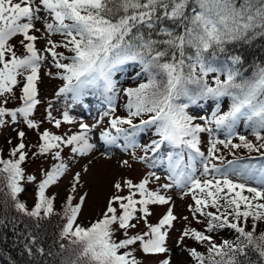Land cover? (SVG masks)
<instances>
[{
	"label": "snow or ice",
	"instance_id": "6c2138e0",
	"mask_svg": "<svg viewBox=\"0 0 264 264\" xmlns=\"http://www.w3.org/2000/svg\"><path fill=\"white\" fill-rule=\"evenodd\" d=\"M258 39H264V0H0V128L7 127L9 120L13 125L22 121L38 134L31 158L58 161L42 170L38 182L35 175H26L22 165L30 159L27 133L17 129L19 142L9 158L0 155V192L10 198L17 213L35 221L36 228L41 221L61 216L58 255H69L60 264H140L137 251L146 257H163L159 264H172L167 242L180 217L174 214L172 197L162 191L174 187L182 190L181 198L191 197L192 220L204 226L203 231L186 227L177 240V246L187 239L204 246L205 252L187 249L195 264H246L249 252H255L264 264V233L256 235L257 224L264 222V166L257 169L239 163L243 158L235 154L246 149L264 157V64L245 77L242 56L229 52V46L250 45ZM40 41L43 48L38 47ZM221 56L225 62L216 66ZM126 64L139 65L147 81L118 90L113 75ZM44 68V75L62 82L55 92L57 99L80 104L99 95L108 102L109 111L90 125L75 120L67 110L57 118L50 102L45 120L54 129L78 124L79 130L61 134L41 130L44 121L33 117L42 103L38 85ZM209 74H216L214 87L206 81ZM121 91L128 98L126 117L116 115L114 101ZM223 97L231 99L230 109L219 114L217 103L211 118L200 117L203 124L195 123L196 117L186 111L190 104L218 102ZM182 99L188 103H178ZM12 100L20 106L10 109ZM104 117L108 123L99 132L104 145L123 140L125 151L135 149L139 147L136 136L154 126L159 140L144 151L157 153L165 143L178 151L167 156L169 183L153 190L149 178L114 180L104 210L84 226L78 220L91 190L78 198L74 195L83 187L81 172L72 176L62 214L55 211L56 197L47 192L69 171L62 156L65 149L74 159L97 150L92 134ZM136 119L139 123H134ZM241 120L252 129L257 143L237 135ZM212 125L223 129L227 138L210 139L205 155L200 134L211 136ZM233 138L239 143H233ZM218 146L229 150L234 159L226 160ZM132 159H137L135 152ZM138 159L145 162L147 156ZM91 163L83 167L84 173L91 171ZM120 166L132 167L129 160ZM250 180L258 186H250ZM25 183H36L31 208L19 199ZM164 205H168L166 212L152 223V207ZM183 220L191 223L188 216ZM4 223L0 220V225ZM141 225L143 230L137 231ZM224 230L234 232L235 238L217 242L212 234ZM24 239L31 257L36 236L29 232ZM35 253L52 255L43 247H35Z\"/></svg>",
	"mask_w": 264,
	"mask_h": 264
},
{
	"label": "rangeland",
	"instance_id": "374dc122",
	"mask_svg": "<svg viewBox=\"0 0 264 264\" xmlns=\"http://www.w3.org/2000/svg\"><path fill=\"white\" fill-rule=\"evenodd\" d=\"M39 27V25H38ZM55 40H60L61 38L59 36L53 37ZM38 47L43 48L44 47V41L38 42ZM63 51V49H61ZM50 66V64H49ZM47 69L44 68L41 71L42 75V82L39 83V91H40V99L42 100V103L37 106V110L34 113V119L37 121H44V123L41 126V130L47 128L50 131H59L60 133L64 132H74L78 131V124L74 125H62V128L60 130L54 129L46 120L45 117L47 115L46 109H48V105L51 102L52 104V113L57 118H61V113L64 110H67L71 116L74 117L75 120L80 121L83 120L84 122L88 124H95L100 118L103 116V109H101V105L99 102H95V95L89 96L85 102L80 104H73L70 103L69 100H65L64 98L57 99L55 97V92L58 90L59 86H61V81L58 79L50 78L46 75H44V72ZM52 71L55 72L56 69L52 68ZM133 72H128L126 74V77L119 78L116 81L117 89H124L128 88L129 85V78L134 74ZM125 78V79H124ZM221 79H224L223 76L220 77ZM207 81L210 82V85H212V75L207 78ZM130 84V83H129ZM137 84H131L130 87H136ZM17 94L19 95V92L17 91ZM126 97H123V92H119L117 95L114 104L116 107V115L126 117L127 111L122 108V104L125 103ZM228 102L226 100H222L219 104V114H223L227 111L228 108ZM20 106V102L18 100H12L9 102L8 107L10 109H14L15 107ZM189 110H191V115L196 117V121L200 124H203V120L200 119V117L205 118H211L212 114L217 111V107L212 105L211 101H207L205 103L199 102L195 107H189ZM102 113V116H101ZM108 123V118L104 117L103 123L100 125V127L96 128L94 130V133L92 134V142L97 143V150H95L93 153L86 157L82 158H73L72 153L65 149L62 153L63 160L65 163L69 164V171L61 178L59 183L57 185H53L49 188L47 194L50 196H55V208L60 204L61 200H63V195L66 193L68 186L72 183V176L76 172H81L82 174V183L83 187L79 188L78 193L75 195L78 196L80 194H83L85 191L91 190V196L88 199L86 205L84 206L82 210V215L79 217L78 222H85V221H91L97 218L102 211L104 210L105 203L107 198L112 194L111 184L114 180L123 178H131L134 182H139L141 179L149 178L151 183L150 187L155 190L160 188L161 185L165 183H169L168 175L165 174V172L161 171V169H158V166H155L154 161L147 158L145 162H141L140 160H137L140 157V152L142 151V148L144 147L143 144L148 143L150 135L146 132L143 133V135H140L138 137V140H136V143L139 145V147L132 149L129 148L127 151L123 149L122 143H117V145H104L102 141H99V132L103 127H105ZM236 126V133L237 135H245L250 141L253 143H257L254 136H251V132L246 129V123L245 121L241 120L238 122ZM213 128V133L210 136L208 132H204L200 134V148L201 151L207 155V151L209 148V141L210 139H226V133L223 129L216 130L215 125L211 126ZM23 130L27 133V136L25 138V143L28 145V152L29 157L32 155L33 152H35L37 149L34 147L38 143V134L34 131L28 130L26 126L22 123V121L18 125H13L11 121L9 120V124L7 127L0 128V155H4L5 151L8 149H11L14 147L19 141L16 136V130ZM11 140L12 143L9 144L7 141ZM233 143H239V140L237 138H233ZM220 147L221 151L220 154H222L226 160L233 157L229 154V150L223 149L222 146ZM135 152V156L137 159H132V153ZM247 152L246 149H240L235 150L236 156H240V153ZM38 159V160H37ZM30 164L27 166V172L33 173L37 180H40L42 178L41 173L43 169H46V167L50 166V162H45V160H41L39 158L36 159H28ZM123 160H129V163L132 165L131 168H123L120 166V162ZM89 161H91V171L88 173L83 172V167L85 165L89 164ZM150 161V167L149 165L146 166ZM27 163V162H26ZM197 168H200V164L197 162ZM150 174H155L150 175ZM199 174V173H197ZM155 176H159V180L155 179ZM250 186H258L256 181L250 180L248 181ZM35 193H36V185L35 183H31L26 186V190L23 193V198L21 202H24L27 204L29 208H31L34 205L35 202ZM126 194V193H125ZM162 194L168 195L172 197V201L174 203V214L180 217L177 221L174 222L175 227L169 234L168 239V247L171 250V261L172 264H195V262L191 259V257L188 255L187 249L189 248H198L196 246V242L190 239L185 240L183 246H177V240L181 235V232L186 227H193L197 230L203 231L204 226L202 224L196 223V221L192 220L191 214L189 212L188 206L190 204H193V201L190 196H184L182 197V190L177 188H172L170 190H167L166 192L162 191ZM168 205L164 206H153L152 211L154 215L151 217V222L156 223L158 222L159 218L162 217V215L166 212ZM184 216L189 217V221L191 223H188L187 221L183 220ZM264 222L257 224V231L256 235L258 236V230L263 225ZM56 228H58L56 226ZM143 230V225L140 226V228L137 229V231ZM248 230H251V221H249V228ZM233 232L229 230H224L220 233H213L215 239L217 242H220L222 239H233L231 238V234ZM205 250V248H204ZM138 253V252H137ZM163 257L156 256V257H146L143 255V253L137 254V259L140 261V264H159L160 259Z\"/></svg>",
	"mask_w": 264,
	"mask_h": 264
},
{
	"label": "trees",
	"instance_id": "16d2710c",
	"mask_svg": "<svg viewBox=\"0 0 264 264\" xmlns=\"http://www.w3.org/2000/svg\"><path fill=\"white\" fill-rule=\"evenodd\" d=\"M229 52L231 54H239L242 56L244 63L242 67V72L245 77H249L252 75L254 68L258 64H264V39H258L254 41L250 45H235L229 46ZM224 56H221L219 60L216 62V66L224 63ZM129 66V67H128ZM133 69L135 68L140 72L139 65L126 64L120 66L115 72H124L127 68ZM114 72V74H115ZM216 74H214L215 77ZM115 76V75H114ZM141 82L147 81L146 74L140 72ZM207 78V77H206ZM190 88L194 89L195 85H190ZM228 98V109L231 107V99ZM178 103H188L187 100L182 99L178 101ZM191 112V111H190ZM190 112L187 111L189 115ZM192 116V115H191ZM146 118V117H145ZM139 121V119L134 120V122ZM149 131H154L155 127L147 128ZM251 134L252 129L250 128ZM57 134H61L59 131H55ZM253 136V135H251ZM11 149L5 151L3 158H9V152ZM250 155H258V153L249 154L248 151L245 153H240V156L243 159L239 161V163H247L254 165L257 169L261 166H264V157L252 159ZM260 155V154H259ZM31 159V156H30ZM41 160H45V162H50V166L46 167L48 170L53 164L58 163V161H54L51 157H41ZM230 159H234L231 157ZM38 160V159H37ZM27 162V163H26ZM22 167L25 168L26 175H34L33 173L27 172V166L30 164L29 160H27ZM42 176V173H41ZM39 180H37L38 182ZM31 183H25L23 186L26 188L27 185ZM36 185V183H35ZM70 186L66 193L63 195V200H61L60 204L55 208L57 213H63V206L66 200V197L70 194ZM25 192V191H24ZM23 192V193H24ZM23 193L20 194L19 199L22 200ZM75 195V194H74ZM7 201V203H5ZM100 216V215H99ZM98 216V217H99ZM97 217V218H98ZM96 219V218H95ZM94 219V220H95ZM0 220H4L5 223L0 225V264H60L61 259L67 257L68 253H63V255H58L59 253V245H58V234L60 230V226L63 224V220L60 215H54L50 220H44L40 222V227H35V221L29 220L27 217L22 216L17 213L14 209L13 202L10 198L6 197L4 193L0 192ZM91 220V221H94ZM90 221L81 222L82 225L87 226ZM56 226L58 228H56ZM31 232L32 235L36 236L37 244L34 246V255L29 256L24 249V243L26 242L24 239V235ZM264 233V223L258 230V234ZM24 234V235H22ZM118 238H122L121 234H117ZM234 236V237H233ZM259 236V235H258ZM235 238V233L231 234V238ZM198 247L197 250L201 252H205L204 246L196 244ZM35 247H43L46 252L51 251L52 255L50 256H40L35 253ZM137 254L141 252L137 251ZM246 264H262L258 255L255 252H249V255L246 259Z\"/></svg>",
	"mask_w": 264,
	"mask_h": 264
}]
</instances>
